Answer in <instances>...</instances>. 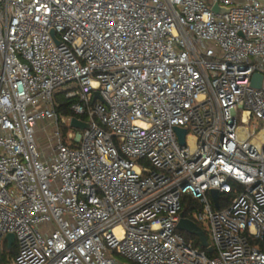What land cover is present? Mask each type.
<instances>
[{
	"label": "built area",
	"instance_id": "2783aa9c",
	"mask_svg": "<svg viewBox=\"0 0 264 264\" xmlns=\"http://www.w3.org/2000/svg\"><path fill=\"white\" fill-rule=\"evenodd\" d=\"M263 244L264 0H0L9 264H264Z\"/></svg>",
	"mask_w": 264,
	"mask_h": 264
},
{
	"label": "water",
	"instance_id": "95a60500",
	"mask_svg": "<svg viewBox=\"0 0 264 264\" xmlns=\"http://www.w3.org/2000/svg\"><path fill=\"white\" fill-rule=\"evenodd\" d=\"M212 10L215 12L222 11V9H220L217 4H215L212 7ZM261 79H262L261 75L255 74L253 76L252 85L254 87L259 88L261 86ZM96 96H98V94H96ZM70 127H74V128L80 129V130H84V129L89 128L90 124L87 122H84L83 120H81L77 117H72L71 121H70ZM175 130L179 136L180 143L183 145L185 143L186 130L180 129V128H176ZM212 196L214 198L216 207H218V203H217L218 198H219L218 193L216 191H213ZM181 217H182V219L178 225V228L182 231H186L190 234L198 236L201 243H202V246L208 247L209 244L207 242V238H206L204 232L202 231V229L199 228L193 221L183 218V215H181ZM6 239L8 240V246L11 247L15 241V236L13 234H8Z\"/></svg>",
	"mask_w": 264,
	"mask_h": 264
},
{
	"label": "rangeland",
	"instance_id": "374dc122",
	"mask_svg": "<svg viewBox=\"0 0 264 264\" xmlns=\"http://www.w3.org/2000/svg\"><path fill=\"white\" fill-rule=\"evenodd\" d=\"M58 92L65 95L64 91H58ZM53 129H54L53 126L49 124L48 122H39L38 125L35 127V132H36L35 137L37 139V144L39 148L46 150L45 148H49L51 146L52 139L50 137L52 136ZM63 135H64V132H63ZM198 224L201 227L207 228V224H202V223H198ZM206 234L208 235V239L211 242L209 233L207 232ZM189 237L192 239H195L198 242V240L196 239V236L189 234ZM113 257L116 260H119L124 264H133L131 261L127 260L126 258L120 255H114Z\"/></svg>",
	"mask_w": 264,
	"mask_h": 264
},
{
	"label": "trees",
	"instance_id": "16d2710c",
	"mask_svg": "<svg viewBox=\"0 0 264 264\" xmlns=\"http://www.w3.org/2000/svg\"><path fill=\"white\" fill-rule=\"evenodd\" d=\"M56 108L60 116L63 117H69L72 116L69 105L74 101V99L67 98L64 94L57 92L54 97ZM63 132L64 134L69 129L68 126H63ZM262 249L264 250V244L262 245ZM16 254V251H11L10 255L8 256L6 254V251L3 252V254L0 255V264H9L10 258Z\"/></svg>",
	"mask_w": 264,
	"mask_h": 264
}]
</instances>
